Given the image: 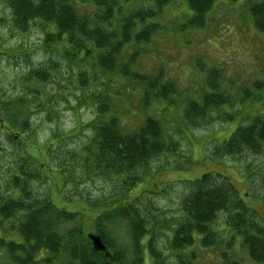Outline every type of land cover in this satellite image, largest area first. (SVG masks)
<instances>
[{"label":"rangeland","instance_id":"obj_1","mask_svg":"<svg viewBox=\"0 0 264 264\" xmlns=\"http://www.w3.org/2000/svg\"><path fill=\"white\" fill-rule=\"evenodd\" d=\"M258 1L219 0L205 24L197 26L188 19L192 12L187 0H175L160 16L163 26L138 47L135 57L130 54L136 45L130 44L115 68L110 61L102 70L95 60L69 67L52 47L43 45L42 25L36 21L31 26L18 24L11 0H0V196L8 195L14 170L28 161L32 164L28 174L34 177L32 196L51 197L58 207L71 212L68 226L80 225L93 232L97 213L91 205L124 198L120 182L94 173L97 168L92 162L98 97H108L126 133L137 130L149 114L162 120L171 140L172 152L152 162L136 191L155 234L153 249L148 237L143 239V264H155L154 255L180 264L177 254L189 259L192 249L199 253L196 264H264L252 260L237 238L231 248L219 244L209 250L198 243L177 248L173 239L174 228L185 217L188 185L207 172L230 182L237 200L241 198L264 224V148L259 154H214L240 125L264 112V31L256 27L251 11L252 3ZM120 62H130L134 72L149 76L160 72L176 81L178 95L173 104L159 101L145 110L141 86L121 75ZM214 77L218 93L222 91L228 103L219 112L210 110L200 127L185 124L187 104L203 98L208 86L211 92ZM258 83L263 86L256 88ZM121 218L106 223L107 234L120 250L132 252L127 217ZM224 221L218 220L217 229L228 238ZM18 223L15 217L0 220V264H13L1 243L11 238L22 241L14 233Z\"/></svg>","mask_w":264,"mask_h":264},{"label":"trees","instance_id":"obj_2","mask_svg":"<svg viewBox=\"0 0 264 264\" xmlns=\"http://www.w3.org/2000/svg\"><path fill=\"white\" fill-rule=\"evenodd\" d=\"M218 1L187 0V7L192 12L188 17L190 23L203 26L206 15ZM173 3L175 0H11L14 20L21 25L31 26L34 21L42 25L45 29L43 45L47 49L52 47L51 51L67 61L69 67L95 60L102 70L110 61L115 68L130 44L136 45L130 54L135 57L139 53L138 47L147 43L163 26L160 16ZM251 11L256 27L264 31V0L253 2ZM129 66L130 62H120L121 75L141 86L145 110L159 101H164L166 106L173 104V97L178 95L176 81L160 72L156 76L134 72ZM262 86L255 84L256 88ZM208 87L203 98L187 104L185 124L200 127L209 117L210 110L219 112L228 103L222 91L218 93L220 86L215 77L210 83L214 91L209 92ZM247 96L250 97V92ZM106 98L98 97L99 114L92 123L96 131L92 162L97 168L94 173H103L120 182L124 198L110 203L99 202L91 207L97 213L93 232L101 236L110 255L93 247L85 227L68 226L72 222L70 211L58 207L51 197L32 196L29 189L34 177L28 174L32 164L25 161L14 170L8 195L0 196V220L19 219L14 233L22 241L11 238L1 243L13 264H143V239L147 236L150 248H155L151 242L155 234L150 230L136 191L148 176L152 162L172 152L171 140L162 120L149 114L137 130L126 133L121 117L114 110L115 105ZM259 114L248 124L240 125L214 154L219 157L223 153L232 156L244 152L261 153L264 112ZM24 127L23 124L21 129ZM188 186L189 192L183 202L185 217L174 228V245L185 249L198 243L209 250L226 244L231 248L237 238L252 260L264 263V224L241 198L237 200L234 186L223 176L209 172L191 180ZM145 208L148 209V205L145 204ZM121 215L127 217L128 235L134 245L132 252L120 250L107 234L106 223L121 221ZM220 218H225L226 231L230 233L228 238L217 229ZM197 251L192 249L189 259L177 254L180 264H196ZM154 257L155 264H170L161 255Z\"/></svg>","mask_w":264,"mask_h":264},{"label":"water","instance_id":"obj_3","mask_svg":"<svg viewBox=\"0 0 264 264\" xmlns=\"http://www.w3.org/2000/svg\"><path fill=\"white\" fill-rule=\"evenodd\" d=\"M87 236L91 240L93 247L96 250L101 251V252H105L107 255H110V252L107 249V246L103 243L100 235H98L94 232H88Z\"/></svg>","mask_w":264,"mask_h":264}]
</instances>
